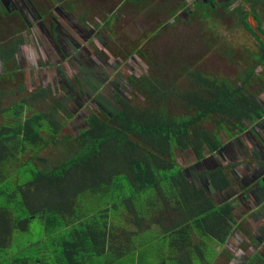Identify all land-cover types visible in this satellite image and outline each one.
<instances>
[{"label":"trees","instance_id":"16d2710c","mask_svg":"<svg viewBox=\"0 0 264 264\" xmlns=\"http://www.w3.org/2000/svg\"><path fill=\"white\" fill-rule=\"evenodd\" d=\"M250 34L257 51L247 48L236 80L187 70L189 87L180 89L152 66L127 79L140 97L118 94L116 113L89 115L80 131H65L72 116L60 103L43 112L28 104L27 116L26 102L0 108V264H117L158 244V256L176 248L189 258L195 246L206 258L204 249L212 252V246L196 247L200 231L226 245L234 208L216 206L206 187L191 182L178 152L201 160L264 117L248 86L254 61L264 64V43ZM52 146L64 151L57 164L41 156ZM216 171L212 182L219 194L228 182ZM151 193L144 206L142 196ZM85 195L101 206L103 197L108 200L86 215ZM37 219L45 236L22 246L16 235L29 232ZM35 247L36 256L21 255ZM248 259L246 264H264V248L252 249Z\"/></svg>","mask_w":264,"mask_h":264},{"label":"rangeland","instance_id":"374dc122","mask_svg":"<svg viewBox=\"0 0 264 264\" xmlns=\"http://www.w3.org/2000/svg\"><path fill=\"white\" fill-rule=\"evenodd\" d=\"M181 0H83L81 2L83 9L89 8L92 16L98 19H102L106 15H110L114 12L120 14V16H113L110 21V37L106 46H102L104 38L102 35H98V40H93L90 42L91 51L93 52V60L102 57L106 66L100 65V61L96 65L89 64L87 62L80 63L78 67V76L69 85L77 84L79 90L83 89L85 93L93 99L94 104L88 106L83 105L82 110L84 112L90 111H99L102 109L103 112H98L102 116L105 114L116 113L119 109L118 105L113 101L112 89L113 83L117 84L116 81L118 78H121L123 81H126V76L128 73V68H131V60H133L134 55L139 56V61L143 62L147 68L155 69L153 72L157 74H164L165 78L168 80H175L180 85V89H187L189 86L186 71H201L205 74H215L218 77H225L230 79H237L238 74L241 71L242 64L247 57L245 52L247 48L254 49L256 52V46H254V38L250 33H213L209 25L211 19L215 16V13L210 14V18L206 19V22L199 21L197 15L192 18L191 23L181 24L178 23L174 27H170V14L175 10V6ZM201 15V12H198ZM196 18V21H195ZM205 19V18H204ZM225 26L230 29V23L224 22ZM4 33H2L1 37ZM14 34L11 33V36ZM2 40V39H1ZM0 40V44H1ZM79 40L78 47L72 45L73 48L83 49L85 46L84 43ZM75 46V47H74ZM228 46L230 47L228 49ZM76 49L75 56L80 57L81 50ZM108 55H111L115 58L120 59L123 64V67L116 68L114 63L110 62ZM73 58V57H71ZM247 59V58H246ZM83 64V65H81ZM122 66V65H121ZM126 67V68H125ZM110 68L113 70H110ZM125 73V76L123 75ZM31 74L35 73L30 71ZM39 74V73H38ZM114 74V76H113ZM45 75V74H44ZM20 74H18V81H20ZM43 74L41 75H31L29 82L30 88H34L36 83H39L42 86ZM65 78V77H63ZM11 85H0V89L8 87ZM19 86V85H18ZM77 86H73L78 90ZM23 96H30L32 93L27 92L26 90L20 91ZM125 92L128 96H135V92L127 90L125 87ZM86 95V96H87ZM80 97H84L82 94ZM19 97H11L4 99L0 94V107L7 106L12 104L13 101L18 102ZM50 102L42 103L35 102L34 104L29 103L33 107L32 111H45L50 105ZM142 103V102H140ZM89 107H91L89 109ZM62 116V115H61ZM66 114H64V117ZM1 120V118H0ZM83 124V117L77 116L72 123H70L65 131L69 132L73 130L74 132L80 131ZM207 128H211L212 125L206 123ZM58 147H49L41 156L47 158L50 164L58 163L64 151H60ZM207 160H210V166L205 165V157L201 160L194 158L192 152H178V161L183 164L187 170L186 173L191 182L204 186L207 184L206 180L203 179L204 176H200L202 168L205 167H214L219 168V163H224L223 159L211 154H207ZM264 165V164H262ZM222 168H225L227 165L222 164ZM248 171L252 172L256 166L251 165L250 168L245 167ZM264 169V166H259L255 170L260 172ZM238 177V175H236ZM231 181H235L232 174L229 177ZM241 178V176H240ZM245 180H249L248 177L243 176ZM261 178V177H260ZM231 182V183H232ZM233 184V183H232ZM208 191L212 194L215 193V189L210 186V183L207 184ZM251 184H246V187L241 191H236L234 189V194L222 198V206L227 204L231 205L234 208L233 215L235 221L233 222V235L231 236V242L229 246L224 247V256L222 262L218 264H246L248 259V253L252 252V244L255 243L257 247L264 248V195L261 190H257L256 194L251 193ZM213 195V194H212ZM91 195H85L82 197L84 202L83 213L91 214L93 210H97L101 206L100 202H97L95 197L91 200ZM105 196V195H103ZM102 195L100 197H103ZM153 194H145L142 197L144 198V206H147L149 198ZM157 199V198H156ZM104 204L101 206L104 207L107 203V198H102ZM143 202V201H142ZM161 205V204H160ZM83 209V208H82ZM81 211V212H82ZM95 212V211H94ZM170 214V213H169ZM168 214V215H169ZM157 221V217H155ZM252 223L255 226V230H252ZM163 226H158L156 231L162 232ZM247 236V239H242V235ZM201 239V244L210 243L211 240L207 239L202 235V232L198 234ZM21 244L24 246L25 242H37L45 236L44 225L40 219L35 220L30 228V231L23 234H17ZM203 238V239H202ZM17 241V239L15 240ZM158 242V241H156ZM258 243V245H257ZM19 245V244H17ZM227 245V244H226ZM196 247L199 249L202 248L200 242L196 244ZM228 247V248H227ZM17 248V247H16ZM38 247H35L34 250L27 248L24 253L21 255L30 257L31 254H37ZM159 244L149 248L142 249L138 264H161V261H158V257L155 254V251H159ZM197 248L193 247L191 249L192 254L196 253ZM204 249V247L202 248ZM226 249V250H225ZM207 254L206 260L209 261L214 258V250L204 249ZM180 251L174 248L171 253L177 254ZM16 257V256H15ZM133 257H128L117 264H134ZM156 260V261H155ZM179 264V263H177ZM196 264H201L200 261H196Z\"/></svg>","mask_w":264,"mask_h":264},{"label":"flooded vegetation","instance_id":"af4514ba","mask_svg":"<svg viewBox=\"0 0 264 264\" xmlns=\"http://www.w3.org/2000/svg\"><path fill=\"white\" fill-rule=\"evenodd\" d=\"M81 2L83 0H0V40L2 39L0 44V85H11V87L0 89V94L4 99L16 95L19 97V101L16 103L26 102L24 111L26 116L30 114L28 104L31 105L37 101L50 102L49 105L60 103L71 113L72 118L69 120V124L77 116L83 117L81 127H85L89 115L98 114L102 116L98 113L103 112L102 109L84 112V109L82 110L83 105L94 104L92 103L93 99L83 89L79 90L77 84H69L73 83L70 81L78 76L80 63L87 62L96 65L100 61V65L108 68L102 57L95 59L97 61L94 62L90 42L98 40V35H102L104 38L102 46H106V43L111 39L109 35L110 21L113 16H120V14L114 12L98 19L91 15L89 8L83 9ZM175 8L177 10L170 14V27H174L178 23H191L195 15L199 21L202 18V21L206 22V19L210 18V14L215 13L211 19V25H209L213 29V33H256L247 23V18L251 15L258 23V31L264 33V0H181ZM198 12H201V15ZM224 22L230 23L231 28L228 29ZM2 33H4V37H1ZM11 33L14 35L11 36ZM79 40L81 42L86 41L82 50L72 46L78 47ZM76 49L81 50L80 57L75 56ZM108 56L116 68L119 65L118 68L123 67L120 59L111 55ZM138 59L139 56L135 54L131 60V68H128L126 81H123L121 77L117 79V84L113 83L111 98L116 104L118 94L127 95L125 87L138 96L142 93L134 89L127 80L132 75L141 77L142 74H147L150 70V67L147 68ZM31 69L35 73L31 74ZM110 70L112 69L110 68ZM18 74H20V81H18ZM35 74H43L44 77L42 86L36 83L32 89L29 82L31 75ZM123 75L125 76L124 72ZM141 83L139 81L138 85ZM73 86H77L78 90ZM23 90L32 93L31 97L23 96L20 92ZM80 94L84 97H80ZM13 104L15 101L0 108L9 107ZM0 117L2 116L0 115ZM236 148L234 143H230L226 145V150L222 153L219 151L211 154L216 156L217 161V157H220L219 160L223 159L224 163H219V168H214L215 163L214 167L210 168L211 159L207 160L205 157V165L209 166L202 168L203 170L199 174L204 176L203 179L206 180L207 184L210 183L213 188V172L219 170L225 174L228 186L218 194L220 196H218L219 202L222 201V198L234 194V189L241 191L249 183L252 187L251 193L257 196L256 191L259 189L264 195V180L258 179L255 172L250 175L244 174L245 171H248L246 166L238 164L234 160ZM222 164L227 166L222 168ZM231 174L233 177L235 175L233 182L229 178ZM243 176L248 177L249 180H245ZM241 235L244 240L247 239L245 233ZM231 236L228 243H230ZM251 247L255 250L257 246L253 243Z\"/></svg>","mask_w":264,"mask_h":264},{"label":"crops","instance_id":"0c3cea01","mask_svg":"<svg viewBox=\"0 0 264 264\" xmlns=\"http://www.w3.org/2000/svg\"><path fill=\"white\" fill-rule=\"evenodd\" d=\"M253 70H252V79L249 80L248 83L249 89L251 91L257 93L258 99L262 106L264 107V64L263 65H255V61L253 64ZM224 147L223 150H221L220 153L226 150V145L230 143H234L237 146L236 155L234 154L233 157H235V161L238 164H242L244 166H247L248 169L251 165L256 166V168H259V166H264V117L260 120L255 121L254 123H251L248 125L247 131L244 135L234 137L232 139L226 140V138L223 139ZM255 168V169H256ZM251 169V168H250ZM255 169L252 170V172L244 173L246 175H250L253 172L258 176V179L264 180V169L262 168V171L258 172ZM261 177V178H260ZM211 186V185H210ZM200 187H204L201 186ZM212 187V186H211ZM208 187L206 186V195L214 201L216 206H222V201L219 202L218 200V192L215 189V193H210L208 190ZM220 197V196H219ZM252 225V230H255L254 223ZM233 230H239V229H233ZM233 232V231H232ZM243 239V238H242ZM232 240V239H231ZM230 240V242H231ZM198 242H202L201 239L195 235L194 236V243L197 244ZM211 246L214 250V258L209 261L206 260L205 256L200 255V253H195L194 256H190L189 258H183V254H172V253H166L161 254L158 256V261H161V264H196V261H200L201 264H218L219 262H222L223 256H224V247L229 246L231 247L230 243L227 245L218 244L217 242H210ZM195 247V246H193ZM192 247V248H193ZM228 248V247H227ZM226 250V249H225ZM166 251V250H165ZM141 252H138L134 255L133 262L134 264H138L139 255ZM133 257V256H131ZM156 261V260H155ZM121 262V261H120ZM105 264V262H103Z\"/></svg>","mask_w":264,"mask_h":264},{"label":"water","instance_id":"95a60500","mask_svg":"<svg viewBox=\"0 0 264 264\" xmlns=\"http://www.w3.org/2000/svg\"><path fill=\"white\" fill-rule=\"evenodd\" d=\"M247 23L250 25V27L256 32L255 34L260 38V40L264 43V35L263 33H260L257 29V22L256 20L253 18V16H249L247 18Z\"/></svg>","mask_w":264,"mask_h":264}]
</instances>
